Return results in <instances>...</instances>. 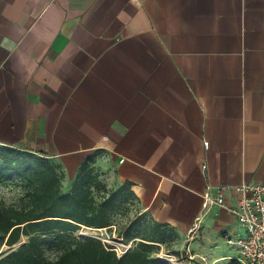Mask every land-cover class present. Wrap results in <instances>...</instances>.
Returning <instances> with one entry per match:
<instances>
[{
    "label": "crops",
    "instance_id": "1",
    "mask_svg": "<svg viewBox=\"0 0 264 264\" xmlns=\"http://www.w3.org/2000/svg\"><path fill=\"white\" fill-rule=\"evenodd\" d=\"M0 147L59 165L64 193L92 158L213 253L245 234L235 189L264 184V0H0Z\"/></svg>",
    "mask_w": 264,
    "mask_h": 264
},
{
    "label": "trees",
    "instance_id": "2",
    "mask_svg": "<svg viewBox=\"0 0 264 264\" xmlns=\"http://www.w3.org/2000/svg\"><path fill=\"white\" fill-rule=\"evenodd\" d=\"M94 159L85 161L69 193L63 192V173L59 165L39 154L12 147H0V180L18 175L26 181V191L18 206H6L0 200V250L11 251L0 257V264H166L150 256L154 245L164 243L174 229L156 223L141 230L143 242L121 257L113 246L92 237H77L81 228L101 230L112 226L118 207L129 196H136L131 184L109 192L94 168ZM109 193L96 197L97 193ZM137 220L130 227L137 225ZM26 237L27 243L19 244ZM129 234L126 240H130ZM49 248L58 251L55 259L47 257ZM231 264H242L233 260Z\"/></svg>",
    "mask_w": 264,
    "mask_h": 264
},
{
    "label": "rangeland",
    "instance_id": "3",
    "mask_svg": "<svg viewBox=\"0 0 264 264\" xmlns=\"http://www.w3.org/2000/svg\"><path fill=\"white\" fill-rule=\"evenodd\" d=\"M109 192L118 190L120 187L116 184H112L106 177L102 180ZM26 191V181L16 174L7 175L0 180V200L5 203L6 206H18L21 199L24 197ZM109 193L100 192L96 194L98 200L101 197L108 196ZM122 203H118V207L112 218V226L110 228L101 229L102 231H89L88 233L96 236H100L104 240V244L113 246L117 250V254L120 257L122 252L127 249H133L138 243L143 242L138 238L141 234V230L148 227L152 228L155 224L153 219L144 213L137 199L128 197L123 199ZM137 220L135 227H130L133 221ZM81 228L75 235L79 238L82 237L81 233L86 232ZM129 234L130 240H126V235ZM28 239L23 237L19 244L27 243ZM149 245H154L151 257L158 259L166 264H231L233 258H225L223 261L215 262L209 257L213 256H234L238 253L236 247L228 244H223L219 249L213 253L208 252L207 255L201 251V258L191 256L188 248L180 246L177 238L171 233H168L164 238V243H151L146 242ZM11 251V248L4 245L0 250V255L3 256ZM59 255L58 251L52 248L47 250V257L55 259ZM212 258V257H211Z\"/></svg>",
    "mask_w": 264,
    "mask_h": 264
},
{
    "label": "built area",
    "instance_id": "4",
    "mask_svg": "<svg viewBox=\"0 0 264 264\" xmlns=\"http://www.w3.org/2000/svg\"><path fill=\"white\" fill-rule=\"evenodd\" d=\"M208 147L206 145L207 149ZM223 192V189H219L216 198H209L210 203L228 208ZM235 193L237 204L236 207L231 208V212L237 217L239 226L245 234L238 235L236 239L227 235L226 240L229 245L239 247L242 264H264V184L242 185L235 189ZM83 229L86 232H82L81 236L92 237L104 242L102 237L88 233L89 231L100 232L102 230ZM127 251L128 249L123 251L122 255Z\"/></svg>",
    "mask_w": 264,
    "mask_h": 264
},
{
    "label": "water",
    "instance_id": "5",
    "mask_svg": "<svg viewBox=\"0 0 264 264\" xmlns=\"http://www.w3.org/2000/svg\"><path fill=\"white\" fill-rule=\"evenodd\" d=\"M0 257H1V255H0Z\"/></svg>",
    "mask_w": 264,
    "mask_h": 264
}]
</instances>
